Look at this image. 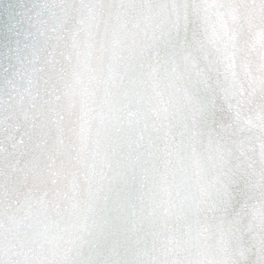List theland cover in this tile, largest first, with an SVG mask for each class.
I'll return each instance as SVG.
<instances>
[{
    "label": "snow or ice",
    "instance_id": "1",
    "mask_svg": "<svg viewBox=\"0 0 264 264\" xmlns=\"http://www.w3.org/2000/svg\"><path fill=\"white\" fill-rule=\"evenodd\" d=\"M0 264H264V0H0Z\"/></svg>",
    "mask_w": 264,
    "mask_h": 264
}]
</instances>
